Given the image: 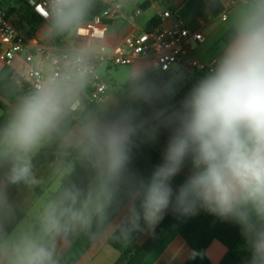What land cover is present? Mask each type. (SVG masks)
<instances>
[{"label": "clouds", "instance_id": "obj_1", "mask_svg": "<svg viewBox=\"0 0 264 264\" xmlns=\"http://www.w3.org/2000/svg\"><path fill=\"white\" fill-rule=\"evenodd\" d=\"M98 2L45 0L44 35L76 34ZM104 54L105 45L81 41L0 122V264H62L63 243L81 234L108 233L127 245L154 231L169 210L180 217L204 211L237 225L250 254L245 264H264V0H238L226 41L178 107L157 105L175 96L183 74L173 69L160 78L157 64L136 59L121 73L119 97L90 112L70 139L72 109ZM161 128L170 133L163 162L146 180L130 167L133 148ZM54 139L61 181L34 221L21 222L12 190L41 186L35 159Z\"/></svg>", "mask_w": 264, "mask_h": 264}, {"label": "crops", "instance_id": "obj_2", "mask_svg": "<svg viewBox=\"0 0 264 264\" xmlns=\"http://www.w3.org/2000/svg\"><path fill=\"white\" fill-rule=\"evenodd\" d=\"M119 2L121 9L117 15L103 20L107 28V45L111 46L118 43L124 36L134 35L147 30L148 24L153 17L158 18L153 28L158 26H169L174 20L179 19L184 23L190 33H200L203 37L200 43L191 41L189 44L183 46L185 57L204 64H208L219 53L223 44L221 40L228 34L229 21L237 5L231 4L229 0H222V5L220 7L213 8L210 6L209 0H158L156 2L158 10L154 11L149 5L145 4L146 0H119ZM211 8L215 10L220 8L221 10L214 13ZM138 9L141 12L135 15V11ZM164 10L171 11L172 16L166 21H161L158 14ZM223 16H225L224 20L222 19ZM11 19L25 34L27 26L23 23H18V21L12 17ZM44 25L45 22L32 35H25L29 39L34 38L40 45L54 46L66 51L74 48L78 43L83 41L74 34L71 36L59 37V41L56 42L55 37L49 38L44 35ZM139 60L155 63L150 56L143 57ZM22 64L23 61L21 56L16 57L12 67L5 66L0 62V85L12 74H20L23 67ZM104 65L106 69H110L112 66L116 69L114 79L116 85L121 87V73L126 66ZM38 66L47 71L46 66L42 63L38 62ZM100 66H97V70ZM173 69L179 70V72L183 74V79L178 85L175 96L170 99H165V101L167 104L178 106L182 99L183 89L186 85L195 84L206 73L200 74L199 72L189 69L186 66L185 59H181L171 65L168 71H160L159 77L166 79L172 74ZM86 92L87 91H85L82 99L76 101L72 109V114L83 108L84 100L88 99ZM118 97L119 95H116L107 85V95L105 100L99 105V109L101 110L106 106L112 105L113 101ZM16 98L8 105L7 111L13 106ZM79 126L80 125H74L66 135L70 139H74ZM168 138L166 139V145ZM164 151L165 149L161 151L162 158ZM58 153L59 142L55 146L51 142L37 155L39 161L36 164V170L38 175L43 178L40 187L31 192L24 189L12 190L11 197L15 202L16 210L26 214L22 222L34 221L36 213L45 201V193L49 191L50 187L57 185V183L59 184L61 176L56 173ZM189 167L190 165L186 164L179 174L186 178ZM186 222V217H180L142 264H183L191 255L190 248L180 237V230ZM109 235L108 233H104L93 238L81 234L65 241L61 247L62 264H114L119 254L107 243ZM143 241L144 240L140 237L138 243L141 244ZM225 253L226 248L217 241L212 242L206 250V255L211 264H218Z\"/></svg>", "mask_w": 264, "mask_h": 264}, {"label": "trees", "instance_id": "obj_3", "mask_svg": "<svg viewBox=\"0 0 264 264\" xmlns=\"http://www.w3.org/2000/svg\"><path fill=\"white\" fill-rule=\"evenodd\" d=\"M157 1L158 0H146L145 4L150 5L151 2ZM0 9H2L9 18L12 17L17 20L18 23L25 24L27 26L25 34L27 36L32 35L45 22V20L39 17L32 7L24 0H0ZM104 9L105 5L99 0L98 8L92 17L100 14ZM211 9L214 13L221 10L220 8L218 10ZM92 17H90L89 20H91ZM157 21L158 18L153 17L148 24V29L153 28ZM227 35L222 38V43L226 41ZM55 40L56 42L59 41V37H55ZM199 73L204 74L203 72ZM192 85L193 84H188L183 89L182 99ZM28 87L29 84L15 73L0 85V122L7 117L8 105L11 104L16 97L22 95ZM165 104L167 103L164 100L157 106L163 107ZM98 110H100L98 104L85 99L83 108L71 115L66 126V134L74 125H80L90 112ZM150 111L151 109L148 106H143L144 115H147ZM169 134V130L166 128H161L159 130L156 135V139L158 140L157 149L151 148L144 140H138L136 147L133 148V159L130 165L132 170L144 179H149L155 167L163 162L161 151L166 148V139ZM58 142V140L54 139L52 144L55 146ZM38 161L39 157H36L35 163L37 164ZM70 170L78 173V165L73 162ZM184 179L185 178L181 174H178L173 180V187L179 186L183 183ZM16 211L17 218L22 222L26 214L19 210ZM179 218L180 216L173 214L169 210L158 225H156L154 231H151L141 244L138 243V240L146 229L143 232L135 234L133 242L127 245L109 235L107 243L119 254L114 264H142ZM186 218L187 222L180 230V237L190 248L191 255L183 264H211L206 255V250L214 241L219 242L226 248V253L218 264H245L250 254L246 250L244 240L237 225L230 222H223L204 211H200L199 214Z\"/></svg>", "mask_w": 264, "mask_h": 264}, {"label": "built area", "instance_id": "obj_4", "mask_svg": "<svg viewBox=\"0 0 264 264\" xmlns=\"http://www.w3.org/2000/svg\"><path fill=\"white\" fill-rule=\"evenodd\" d=\"M24 1L39 17L45 20L43 16L45 0ZM100 1L105 5V9L100 14L93 16L87 25L75 34L81 40L105 45V54L99 58L97 66L102 64L127 66L136 59L150 56L163 72L168 71L171 65L181 59H185L186 66L191 70L203 73H207L209 70L213 59L208 64H204L185 57L183 46L191 41L200 43L203 37L200 33H190L179 19L174 20L169 26H158L134 35H127L118 43L107 45V28L103 20L117 15L121 5L119 0ZM229 2L237 4L238 0H229ZM149 6L154 11L158 10L156 2H151ZM140 12L139 9L136 10L135 15ZM158 15L161 21H166L171 18L172 13L169 10H164ZM222 19L224 20L225 16ZM66 52V50L54 46L40 45L34 38L29 39L18 29L15 22L0 9V62L5 66L12 67L16 57L21 56L23 67L18 75L29 85L38 83L44 75L54 68L60 67L61 57ZM37 61L45 65L47 71L40 68ZM86 91L90 102L100 105L105 100L107 85L97 72Z\"/></svg>", "mask_w": 264, "mask_h": 264}, {"label": "rangeland", "instance_id": "obj_5", "mask_svg": "<svg viewBox=\"0 0 264 264\" xmlns=\"http://www.w3.org/2000/svg\"><path fill=\"white\" fill-rule=\"evenodd\" d=\"M97 73L100 75V77L104 80V82L106 83V85H108L110 87V89L116 94V95H120V90L121 87L116 85L115 82V74H116V69L112 66L110 69H106L105 65L103 64L102 66H100L97 70ZM151 148L156 149L158 146V140H144ZM71 166V165H70ZM71 168V167H70ZM58 185V183H57ZM57 185H54L52 187H50L49 191H47V193H45V200L46 198L52 193V191L57 187ZM44 203V202H43ZM151 231H149L148 229H146L144 231V233L141 236L142 240H145L147 238V236L149 235Z\"/></svg>", "mask_w": 264, "mask_h": 264}]
</instances>
